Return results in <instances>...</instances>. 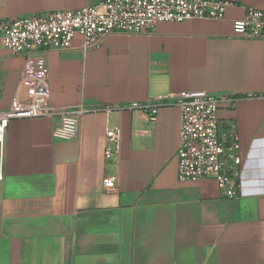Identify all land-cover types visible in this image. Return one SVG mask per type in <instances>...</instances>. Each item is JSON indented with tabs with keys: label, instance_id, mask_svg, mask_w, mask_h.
<instances>
[{
	"label": "crops",
	"instance_id": "0c3cea01",
	"mask_svg": "<svg viewBox=\"0 0 264 264\" xmlns=\"http://www.w3.org/2000/svg\"><path fill=\"white\" fill-rule=\"evenodd\" d=\"M100 0H0V20L76 9ZM222 19L160 22L149 33L110 34L90 49L13 55L0 44V110L25 72H45L48 104L125 106L148 97L203 90L232 94L242 159L239 196L214 180H177L180 115L158 108L89 111L73 138L56 135L58 115L9 121L0 157V264H264V39L232 34L245 7L226 0ZM118 148L104 155L107 129ZM104 177L116 186L105 188Z\"/></svg>",
	"mask_w": 264,
	"mask_h": 264
},
{
	"label": "built area",
	"instance_id": "2783aa9c",
	"mask_svg": "<svg viewBox=\"0 0 264 264\" xmlns=\"http://www.w3.org/2000/svg\"><path fill=\"white\" fill-rule=\"evenodd\" d=\"M226 0H100L76 9L42 11L14 19L0 20V44L13 55L31 57L48 51L74 48L72 41L80 35L79 48L100 45L110 34L133 35L149 33L160 22H180L189 19H222ZM232 34L245 39H264V11L245 7L241 18L232 22ZM19 85H25L22 97L15 95L6 110H0V157L4 135L12 119L58 115L56 135L76 136L78 121L89 111L109 112L112 108L141 109L154 123L158 108L174 105L179 109L180 122L176 149L177 180L180 182L214 180L223 197L239 196L242 159L235 118L222 119L218 109L222 104L233 107L236 95H215L203 90L184 91L174 95L148 97L142 102L125 106L78 105L69 109L48 104L49 88L45 72L22 73ZM264 103V91L249 93ZM119 130L107 129L104 155L108 158L118 148ZM105 188L116 186L114 177H104Z\"/></svg>",
	"mask_w": 264,
	"mask_h": 264
}]
</instances>
